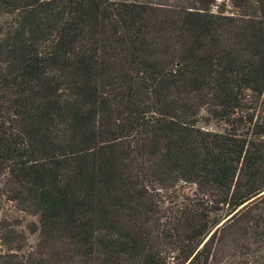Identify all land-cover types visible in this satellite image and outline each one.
<instances>
[{
  "label": "trees",
  "instance_id": "obj_1",
  "mask_svg": "<svg viewBox=\"0 0 264 264\" xmlns=\"http://www.w3.org/2000/svg\"><path fill=\"white\" fill-rule=\"evenodd\" d=\"M0 14V197L36 218L28 246L0 217V264L245 253L258 231L239 212L264 195V0H0Z\"/></svg>",
  "mask_w": 264,
  "mask_h": 264
},
{
  "label": "rangeland",
  "instance_id": "obj_2",
  "mask_svg": "<svg viewBox=\"0 0 264 264\" xmlns=\"http://www.w3.org/2000/svg\"><path fill=\"white\" fill-rule=\"evenodd\" d=\"M124 1H138L149 3L154 6H158L161 4H186L190 0H124ZM226 12L230 10L229 6H225ZM212 9H215L213 6ZM5 16L0 14V21ZM196 126L207 129V130H217L219 127L213 121L204 122L199 119L196 122ZM187 187L183 188L184 192H187ZM239 215L245 223L250 224L258 231V234L251 238L247 243V248L245 249V253L241 255H234L230 257H225L219 262L210 261L208 264H264V195L252 201L246 207H244ZM0 217H4L7 219L18 218L20 220V224L18 229L22 230L27 236L26 244L28 246L34 245L36 242V234L28 233L26 229V223L35 222V216H31L25 214L23 212L18 211L13 207V205L3 198L0 197ZM8 252V249L2 241L0 240V254L4 255ZM18 254V252H16Z\"/></svg>",
  "mask_w": 264,
  "mask_h": 264
},
{
  "label": "water",
  "instance_id": "obj_3",
  "mask_svg": "<svg viewBox=\"0 0 264 264\" xmlns=\"http://www.w3.org/2000/svg\"><path fill=\"white\" fill-rule=\"evenodd\" d=\"M262 193H264V191H263V192H261L260 194H262ZM260 194H258V195H260ZM258 195H257V196H258ZM250 200H251V199H250ZM244 204H245V203H244ZM220 223H221V222H220ZM220 223H219V224H220Z\"/></svg>",
  "mask_w": 264,
  "mask_h": 264
}]
</instances>
